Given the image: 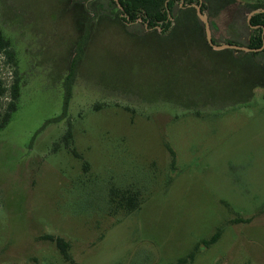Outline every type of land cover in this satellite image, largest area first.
<instances>
[{
	"label": "rangeland",
	"instance_id": "rangeland-1",
	"mask_svg": "<svg viewBox=\"0 0 264 264\" xmlns=\"http://www.w3.org/2000/svg\"><path fill=\"white\" fill-rule=\"evenodd\" d=\"M104 2L88 13L79 5L81 18L66 0H0L17 60L0 56V79L21 80L0 129V264H73L47 234L65 239L78 264H179L195 249L186 264H264V88L250 95L264 81V53L208 49L186 0L173 9L184 14L183 42L159 37L162 24L148 32L141 14L111 20L120 9ZM202 3L216 44L247 46L248 15L264 0ZM89 17L67 116L51 121ZM9 101L7 92L1 114Z\"/></svg>",
	"mask_w": 264,
	"mask_h": 264
},
{
	"label": "trees",
	"instance_id": "trees-1",
	"mask_svg": "<svg viewBox=\"0 0 264 264\" xmlns=\"http://www.w3.org/2000/svg\"><path fill=\"white\" fill-rule=\"evenodd\" d=\"M71 1L73 3H70V2L68 3V0H66L65 4L67 6H70V4L72 6H77L78 16H80L81 18L84 17L83 13L90 12V10L88 9V5L90 3L92 4L93 7H96V8L98 7L99 9L104 8L103 3H105L104 0H82V1H85L83 3H81L82 2L81 0H80L81 2L79 0H75V1L71 0ZM186 1L190 3L193 2V0H186ZM119 2L122 8H119L115 0H107L108 7L119 8L120 9L119 12H121L119 13V15H115L116 17L114 16L115 18H112L111 20H114L115 22H122L126 26L127 22L137 21L141 14L143 15L142 16L143 18L142 17L141 18L145 22H148L149 27H152L155 33L157 32V28H159L157 26L160 24L163 25V26L161 25L160 26L163 27V29L165 28L163 31L167 32L168 34L164 33L166 35H162V34L156 33L162 39H167V38L174 39L176 38V35L178 36L180 40H182L181 42H183L186 39V37H182L179 33V30L183 28V25H184V21H185L184 14L176 16L173 12V9L175 6V0H119ZM79 5H82L81 7H83L82 9L84 10L82 11L83 13L79 11V8H78L80 7ZM202 7L204 8L205 5L203 4ZM191 11H192V8H188V11L186 10L184 13L186 12L191 13ZM169 13H171V15L173 14V17L175 20V24L173 25L172 28H170V23L172 22L170 20ZM95 15H97V13ZM191 15L195 18L196 22H198V16L192 13ZM93 20H94L93 17L84 19V22H85L84 29H83L82 34L79 37V40L77 41L76 55L72 59L71 66L69 68L70 72L67 74L66 79L64 81L65 97H64V102H63V111L60 116L52 119L51 121H54V120L58 121V120L64 119L67 116L69 101L72 97V92H73L75 70L79 62L82 61V59L85 56L86 45L90 38V29L92 25L94 24ZM79 22H81L80 19H79ZM250 23L251 25H254L257 27L254 28L250 36L249 43L247 44V47L249 48L263 47V49L260 51L239 50L238 52L240 54H243L244 56H249V55L256 56V55L264 53V13H257L253 15L250 20ZM197 27L199 28L198 23H197ZM153 31L150 30L148 32L153 33ZM200 36H201L200 39L203 40L207 48L212 50V47L207 42L206 36H203L202 34V29H200ZM232 42L228 41V43H232ZM225 50H231L232 52L237 51V50H232V49H225ZM0 56L6 57L7 61H11L14 66H17V60L15 58L16 56L15 49L12 45L11 39H9V37L4 35L3 29L1 28V26H0ZM262 68L264 70V65H262ZM256 87L264 88V81H259L252 87L251 93H250L251 96H252L253 88H256ZM7 92H9V95H10V101L7 105V108L4 114H1L2 97ZM20 95H21V80L17 77V71H16V76L12 84L9 87H6L4 82L0 79V117H1L0 129L3 128L10 121L12 114L17 110L18 100L20 98ZM71 138H72V132L69 127V129L67 130L64 136V139L66 140V144H69V140ZM168 149L173 156V160L175 161V157H176L175 151L169 145H168ZM112 193L115 195V197L119 196L120 200L122 201L121 203H125V205L129 207L130 211L136 210L140 207V203L136 195L131 194L128 191L117 192L115 190H112ZM221 234H222V228L218 229V231L210 239L205 240L204 244L206 246H210L211 244L218 241ZM43 239L55 242L65 260L70 261L73 264H78L77 262L73 260L71 254L69 253L70 245L65 239L59 236L52 235V234L44 235ZM196 253H197V249L193 250L187 257L179 259L178 263L186 264L188 262H192L195 258Z\"/></svg>",
	"mask_w": 264,
	"mask_h": 264
},
{
	"label": "water",
	"instance_id": "water-1",
	"mask_svg": "<svg viewBox=\"0 0 264 264\" xmlns=\"http://www.w3.org/2000/svg\"><path fill=\"white\" fill-rule=\"evenodd\" d=\"M115 1L118 3L120 8H122L119 0H115ZM192 6L196 9L198 17L200 18V20L204 24L207 42L215 50L236 49V50H244V51H260L263 49V47L249 48L247 46H241V45L233 44V43H221V44L214 43L211 24H210V20L208 18V14L202 10V0H200V2L198 4H192ZM257 13H264V7L256 8L249 13L248 23L252 28L257 27V26L251 25V23H250L252 16L257 14Z\"/></svg>",
	"mask_w": 264,
	"mask_h": 264
},
{
	"label": "flooded vegetation",
	"instance_id": "flooded-vegetation-1",
	"mask_svg": "<svg viewBox=\"0 0 264 264\" xmlns=\"http://www.w3.org/2000/svg\"><path fill=\"white\" fill-rule=\"evenodd\" d=\"M200 2V0H198V2H196V3H194V2H192V3H190V2H187V4L189 5V6H192V4H198ZM118 4V3H117ZM119 6V5H118ZM202 6H203V3H202ZM119 8H120V6H119ZM194 8V7H193ZM202 10L204 11V8L202 7ZM170 14L171 13H169V17H171L170 16ZM140 19V18H139ZM129 24V23H128ZM210 24H211V22H210ZM146 29H149V30H153V28L152 27H149V24H148V22H146ZM158 27V26H157ZM254 28H256V27H254ZM212 29V28H211ZM213 41H214V43H215V39L213 38ZM228 43V42H227ZM233 44H237V43H234V42H232ZM209 44V43H208ZM238 45H240V44H238ZM242 46V45H241ZM237 51H239V50H237Z\"/></svg>",
	"mask_w": 264,
	"mask_h": 264
}]
</instances>
